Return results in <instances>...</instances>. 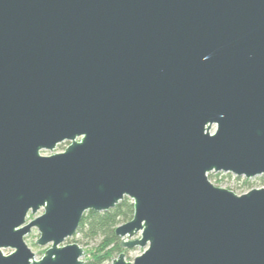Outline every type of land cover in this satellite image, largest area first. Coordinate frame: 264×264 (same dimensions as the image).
Here are the masks:
<instances>
[{
  "label": "water",
  "instance_id": "95a60500",
  "mask_svg": "<svg viewBox=\"0 0 264 264\" xmlns=\"http://www.w3.org/2000/svg\"><path fill=\"white\" fill-rule=\"evenodd\" d=\"M210 172L264 176V0H0V264H83L124 197L111 264H264V187Z\"/></svg>",
  "mask_w": 264,
  "mask_h": 264
},
{
  "label": "trees",
  "instance_id": "16d2710c",
  "mask_svg": "<svg viewBox=\"0 0 264 264\" xmlns=\"http://www.w3.org/2000/svg\"><path fill=\"white\" fill-rule=\"evenodd\" d=\"M132 215L133 203L127 197L108 211L85 212L71 238L72 241L81 245L95 242L91 258L83 264H111L112 259L124 251L120 247V238L115 234V228L131 220Z\"/></svg>",
  "mask_w": 264,
  "mask_h": 264
},
{
  "label": "rangeland",
  "instance_id": "374dc122",
  "mask_svg": "<svg viewBox=\"0 0 264 264\" xmlns=\"http://www.w3.org/2000/svg\"><path fill=\"white\" fill-rule=\"evenodd\" d=\"M214 130H215V126H212L211 132H213ZM67 145L68 142H62L58 144L53 151L50 152L43 150L41 151V154L49 155L51 153L62 152ZM207 177L209 181L213 183L215 186L229 189L237 195L243 194L252 188L264 187V176H256L250 179H245L244 177H235L234 175L228 173L210 172L207 174ZM246 181L248 182L247 184L245 183ZM42 212H43L42 209H39L35 214H31L29 212L26 221L28 222L32 220L36 216L40 215ZM37 238H38V231L37 229L32 228L31 232L24 237V241L27 244V246L30 248V250L34 253L35 259L39 260L42 257L47 246L41 247L36 245L35 241L37 240ZM68 242H74V241L69 239ZM79 245L83 248V256L80 259L83 261V263H85L87 260L91 258V252L95 247V242H90L88 244H83V245L79 244ZM123 250L124 251L122 252L125 254V258L127 260H132L135 256L141 254L144 248H140L139 246H136L131 249H123ZM10 251L11 249L3 250L5 254L9 253Z\"/></svg>",
  "mask_w": 264,
  "mask_h": 264
}]
</instances>
